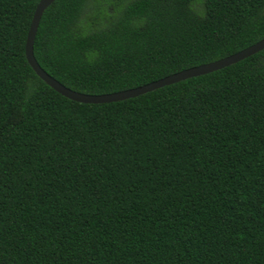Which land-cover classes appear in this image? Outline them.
Listing matches in <instances>:
<instances>
[{"label":"trees","instance_id":"trees-1","mask_svg":"<svg viewBox=\"0 0 264 264\" xmlns=\"http://www.w3.org/2000/svg\"><path fill=\"white\" fill-rule=\"evenodd\" d=\"M0 0V264H264V50L108 104L25 57ZM264 39V0H56L33 43L72 91L138 88Z\"/></svg>","mask_w":264,"mask_h":264},{"label":"water","instance_id":"water-1","mask_svg":"<svg viewBox=\"0 0 264 264\" xmlns=\"http://www.w3.org/2000/svg\"><path fill=\"white\" fill-rule=\"evenodd\" d=\"M56 0H40L35 8L29 30L26 37L25 43V57L35 72V74L50 88H52L55 92L63 96L64 98L82 104H108L114 102H121L127 99L136 98L143 94L152 92L159 88L169 86L190 78L206 75L217 70H221L230 65L236 64L262 50H264V39L257 42L256 44L237 52L229 57L223 58L221 60H217L215 62H211L208 64L200 65L197 67H193L187 70H183L181 72L175 73L173 75L167 76L160 80L154 81L152 83L146 84L144 86L129 89L121 92L111 93V94H103V95H86L81 94L75 91L66 88L54 78L49 76L37 63L33 54V43L35 34L44 11L55 2Z\"/></svg>","mask_w":264,"mask_h":264}]
</instances>
